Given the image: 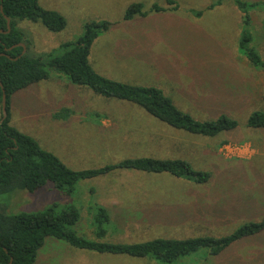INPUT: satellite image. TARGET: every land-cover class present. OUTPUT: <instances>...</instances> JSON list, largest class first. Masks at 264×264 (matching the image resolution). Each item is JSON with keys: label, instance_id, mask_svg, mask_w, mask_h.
Wrapping results in <instances>:
<instances>
[{"label": "rangeland", "instance_id": "obj_1", "mask_svg": "<svg viewBox=\"0 0 264 264\" xmlns=\"http://www.w3.org/2000/svg\"><path fill=\"white\" fill-rule=\"evenodd\" d=\"M175 12L153 13L166 0H37L59 13L65 28L48 31L39 22L22 21L33 57L56 53L76 42L89 21L111 27L92 44L89 62L99 75L123 84L160 89L182 112L201 122L220 115L238 126L214 138L178 131L149 116L139 107L95 95L50 73L49 80L16 93L10 105V125L38 142L74 171L98 169L141 157L179 159L194 171L211 175L202 186L168 174L122 170L80 181L67 196L51 184L33 194L17 191L0 197L7 213L58 210L74 205L80 210L75 231L84 238L111 244H137L155 239L223 237L248 222L264 217V130L247 127L249 115L264 109V8L252 13L250 44L263 67L252 68L238 53L241 14L231 2L212 11L217 0H173ZM255 2L258 0H247ZM140 3L146 16L123 21L127 8ZM204 11L195 18L191 12ZM62 109L72 112L54 119ZM1 117V115H0ZM107 122V123H105ZM249 143L250 160L225 159L226 144ZM211 183H237L240 193L215 200ZM229 187L224 189H228ZM236 192V191H235ZM104 208L108 221L98 217ZM97 221L103 222L97 238ZM35 264H164L152 257L97 254L62 241L46 239ZM173 264H264V232L244 238L218 256L205 249Z\"/></svg>", "mask_w": 264, "mask_h": 264}, {"label": "trees", "instance_id": "obj_2", "mask_svg": "<svg viewBox=\"0 0 264 264\" xmlns=\"http://www.w3.org/2000/svg\"><path fill=\"white\" fill-rule=\"evenodd\" d=\"M225 2H231L241 14V33L238 53L254 68L263 67L259 54L250 47L253 36L248 31L252 25V13L264 8V0H217L205 8L212 11ZM166 7L153 6L151 12L165 13L178 10L173 0H166ZM204 11L191 12L195 18L202 17ZM143 5H130L123 21H132L135 17H145ZM10 31L7 32V21ZM22 21L40 23L48 31L58 33L65 28L64 18L55 11L45 10L37 0H0V120L2 90L6 95L7 118L0 123V197L17 191L33 194L51 184L53 188L67 196L74 195L80 181L91 180L122 170H131L146 174H168L193 184H206L211 175L197 172L184 160L155 159L141 157L127 159L115 165L98 169L74 171L68 168L54 154L45 151L32 137L21 133L10 125V105L12 97L19 91L49 80L50 73L65 76L72 84L85 87L95 95L106 99L133 104L149 116L166 126L190 135L214 138L220 133L237 128V122L227 115H220L211 122L193 119L178 109L164 93L155 87L135 86L107 79L96 73L89 62L92 44L109 30V22L89 21L84 26L83 35L74 43H65L60 47L61 55L56 53L33 57L30 52L29 36L18 27ZM23 44L26 47L22 55ZM72 112L62 109L53 117L64 120ZM247 127L264 130V109L252 112ZM98 217L108 221L104 208L98 209ZM80 210L68 205L58 210L56 204L36 212L9 214L6 205L0 203V264H35L38 251L46 239L62 241L72 248L108 254L127 256L135 259L152 257L164 264H173L185 257L205 249L208 255L218 256L232 244L264 232V217L259 222H248L232 234L223 237H198L190 239H155L137 244H111L91 241L79 236L75 231L80 221ZM97 238L105 234L100 229L103 222L97 221Z\"/></svg>", "mask_w": 264, "mask_h": 264}, {"label": "clouds", "instance_id": "obj_3", "mask_svg": "<svg viewBox=\"0 0 264 264\" xmlns=\"http://www.w3.org/2000/svg\"><path fill=\"white\" fill-rule=\"evenodd\" d=\"M220 151L224 153L225 159L236 156L240 160H250L255 155V149L249 143L239 145L226 144Z\"/></svg>", "mask_w": 264, "mask_h": 264}, {"label": "crops", "instance_id": "obj_4", "mask_svg": "<svg viewBox=\"0 0 264 264\" xmlns=\"http://www.w3.org/2000/svg\"><path fill=\"white\" fill-rule=\"evenodd\" d=\"M202 186V185H198ZM229 187L228 189H224ZM210 190L214 196V199L219 201V200H225L229 195H236L240 193L239 190H241V185L237 183H226V182H216V183H211L210 182ZM236 191V192H235Z\"/></svg>", "mask_w": 264, "mask_h": 264}, {"label": "water", "instance_id": "obj_5", "mask_svg": "<svg viewBox=\"0 0 264 264\" xmlns=\"http://www.w3.org/2000/svg\"><path fill=\"white\" fill-rule=\"evenodd\" d=\"M7 21V32L10 31V21L9 19L6 18ZM18 46L22 47V55L25 54L26 52V47L23 44H20ZM1 86V85H0ZM1 113H2V118L0 120V123H2L6 118H7V111H6V95L4 91L2 90V97H1Z\"/></svg>", "mask_w": 264, "mask_h": 264}]
</instances>
